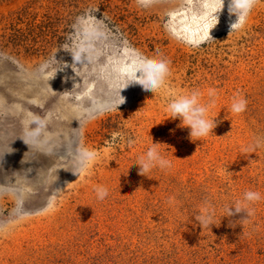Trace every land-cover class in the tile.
Wrapping results in <instances>:
<instances>
[{
  "label": "rangeland",
  "instance_id": "obj_1",
  "mask_svg": "<svg viewBox=\"0 0 264 264\" xmlns=\"http://www.w3.org/2000/svg\"><path fill=\"white\" fill-rule=\"evenodd\" d=\"M203 2L0 0V264H264V147L245 150L264 138V0L232 32L226 2L193 47ZM137 53L169 62L166 86L130 85L117 107ZM209 89L217 126L192 139L168 105L193 91L206 105ZM152 143L171 168L141 176ZM80 148L98 155L78 177ZM247 191L261 194L249 222L226 217Z\"/></svg>",
  "mask_w": 264,
  "mask_h": 264
},
{
  "label": "clouds",
  "instance_id": "obj_2",
  "mask_svg": "<svg viewBox=\"0 0 264 264\" xmlns=\"http://www.w3.org/2000/svg\"><path fill=\"white\" fill-rule=\"evenodd\" d=\"M158 0H137V3L144 8L152 6ZM227 2V11L229 17H235V21L230 23V32L242 29L254 8L260 0H204L203 12L198 18L199 33L192 39L186 40V43L193 47H198L208 40H212L211 31L219 22V14L224 10ZM75 62L79 63L81 56L79 51L72 54ZM45 67H48L46 64ZM127 71L123 73L124 79L117 91V98L113 103L119 107L125 103V98L121 95V91L130 85H139L146 92L155 93L162 90L166 86L167 79L170 75L169 62L164 59H150L137 53L132 62L126 66ZM56 73L57 69H52ZM51 75V73H48ZM200 93L193 91L190 95L180 96L168 105V110L173 119L179 118L182 121V127L190 129L191 138L197 140L208 137L213 134L216 128L214 119H209L207 114L216 104L215 89L208 90L209 100L206 105L200 103ZM247 109V101L244 98H234L231 110L235 114H241ZM25 142V141H24ZM26 143V142H25ZM131 143V141H129ZM160 144H153L146 154L141 156L136 163L139 166V175L146 176L154 168L161 170L171 168V162L160 155L157 147ZM264 147V138L257 137L253 143L247 146L246 151H254L257 148ZM95 150L80 148L75 156L74 164L71 169L74 175H80L87 170L88 164L97 158ZM57 181V175L54 183ZM96 195L99 200H104L108 196V189L98 186ZM58 192V190H57ZM261 194L256 191H247L244 193L242 201L235 203L233 207H227L226 217L231 218L237 214L244 213L245 216L240 222L248 223L249 219L255 214V209L251 207L255 202L260 201ZM171 202V201H170ZM199 226L210 228L215 225V209L210 204L202 207L201 213L195 217ZM7 231L6 227H0V232Z\"/></svg>",
  "mask_w": 264,
  "mask_h": 264
}]
</instances>
